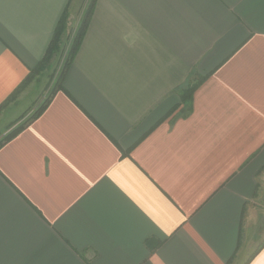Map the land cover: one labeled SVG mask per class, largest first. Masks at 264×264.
I'll list each match as a JSON object with an SVG mask.
<instances>
[{"label":"crops","instance_id":"obj_1","mask_svg":"<svg viewBox=\"0 0 264 264\" xmlns=\"http://www.w3.org/2000/svg\"><path fill=\"white\" fill-rule=\"evenodd\" d=\"M83 4L0 0V135ZM0 264H264V0H97L0 146Z\"/></svg>","mask_w":264,"mask_h":264},{"label":"trees","instance_id":"obj_2","mask_svg":"<svg viewBox=\"0 0 264 264\" xmlns=\"http://www.w3.org/2000/svg\"><path fill=\"white\" fill-rule=\"evenodd\" d=\"M96 1L97 0H87L86 4L84 3V10L75 28L67 27L66 21L68 16V8L66 7V9L63 11L54 29L52 38L48 44L42 61L34 70L30 72L28 78H26L27 80H29L32 76V73L36 72L37 69L48 68L54 61L59 63L60 60L63 59L61 72L59 73L56 82H54V89L51 92L50 96L46 100H44L29 117L20 121L21 118H23V116H21L18 120L11 124L10 129L0 138V146L11 139L13 136H15L22 129H24L33 120H35L46 108L54 93L62 88L63 78L82 43ZM207 75L208 74L204 76H195L196 80L194 82L188 83V85L181 90L180 97L182 101L191 100L192 93L194 92L196 87L199 86L200 83H202Z\"/></svg>","mask_w":264,"mask_h":264},{"label":"rangeland","instance_id":"obj_3","mask_svg":"<svg viewBox=\"0 0 264 264\" xmlns=\"http://www.w3.org/2000/svg\"><path fill=\"white\" fill-rule=\"evenodd\" d=\"M83 1L86 4L87 0H86V2H85V0H83ZM85 4L83 5L82 9L80 10L81 12H83ZM75 27H73V28H75ZM62 60L63 59H61L59 63L54 61L52 63V65H50V67H48V68H40V69H37L36 72L32 73L31 79L33 80V82L34 81L38 82V83L35 82L37 84H36V87L34 88V90L32 91V96H34L33 98L37 99V100L34 102V105L28 109L29 111L28 112L26 111V113H24L22 115L23 116V118H21L22 120H24L25 118L29 117L36 110V108L44 100H46L50 96V94L53 91L54 86H55L54 82H56V80L58 78V75L61 72L62 62H63ZM31 79H29L28 82L32 81ZM6 132L2 133L0 135V138Z\"/></svg>","mask_w":264,"mask_h":264}]
</instances>
